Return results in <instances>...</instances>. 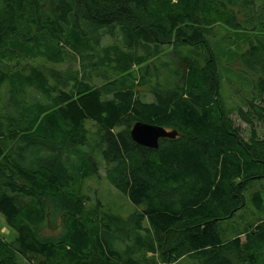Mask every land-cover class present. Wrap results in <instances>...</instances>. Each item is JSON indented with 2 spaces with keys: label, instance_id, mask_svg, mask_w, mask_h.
Returning a JSON list of instances; mask_svg holds the SVG:
<instances>
[{
  "label": "trees",
  "instance_id": "16d2710c",
  "mask_svg": "<svg viewBox=\"0 0 264 264\" xmlns=\"http://www.w3.org/2000/svg\"><path fill=\"white\" fill-rule=\"evenodd\" d=\"M216 27L248 40L225 69L250 87L242 121L263 125L248 140L221 94ZM106 36L119 45L100 48ZM36 58L80 67L9 63ZM136 122L178 135L145 148ZM98 157L137 209L127 220L81 192ZM263 181L264 1L0 0V214L16 234L0 235V264H264V219L230 236L221 224L264 209L261 190L247 195Z\"/></svg>",
  "mask_w": 264,
  "mask_h": 264
},
{
  "label": "rangeland",
  "instance_id": "374dc122",
  "mask_svg": "<svg viewBox=\"0 0 264 264\" xmlns=\"http://www.w3.org/2000/svg\"><path fill=\"white\" fill-rule=\"evenodd\" d=\"M264 0H257V6L263 3ZM260 18V17H258ZM257 19V18H256ZM239 22L244 24L242 18H239ZM209 39L218 45V48L221 49L223 56L218 55L219 58V68L221 72L224 73V78L222 80V90L221 94L223 96V100L227 109L230 111V117L235 125V127H239L241 131L242 138L244 140L249 139V135L251 129H255L258 135H262L263 125L262 123H258L255 121L253 126L247 125L242 121L238 114V109H242L247 112L249 110L247 104V99L249 98L250 87L242 83L237 77L233 78L228 72H225V69H230V72L234 70L237 72L240 68L238 64L239 56L242 55L248 48V40L242 36V34H234L229 31L224 30L223 28L216 27L212 32H210ZM119 37H103L100 42V48H104L112 45H119ZM170 49H166L165 53L168 54ZM15 58V57H14ZM164 58V57H162ZM166 59V58H165ZM10 66L20 67L22 68L25 65L33 66L40 69L42 72L49 74L51 71H65L67 68L76 70L80 67L79 63H73V61L65 59L62 64H53L47 62L44 59L36 58L33 60H12L9 61ZM242 74V73H241ZM249 81L252 76H248L247 74H242ZM229 76V79L227 78ZM93 84L100 86L102 84L99 80L92 81ZM146 102L151 101V97L146 95L144 97ZM86 131L89 136H94L95 141L91 140L90 144L92 147V151L95 155L98 147L96 145V126L88 121L85 125ZM119 128L118 130H121ZM131 131V130H130ZM96 156V155H95ZM99 169L96 175L85 180L81 186V192L83 196L87 199V204L89 206H94L98 202L102 206V210H106L117 214L127 220L130 218L133 213L137 210L129 200L118 192L114 187H112L105 178V170L106 164L102 161L101 157L97 158ZM261 190L262 197L264 199V181L254 184L250 189L249 193H247L248 197H250V192L254 190ZM264 219V209L261 211H255L251 206H248L246 209L238 212L231 223L229 221L221 222L222 230L224 236H230L232 230L237 231L241 230L244 232L249 225L256 223L257 221ZM145 226L146 223H145ZM0 235L7 242H12L16 237L15 232L10 229L0 214ZM171 238V237H170ZM243 239V237H242ZM149 257V256H148ZM151 258V257H150ZM153 258V256H152ZM153 262L158 263V257H154ZM194 262L182 258L178 261L177 264H193Z\"/></svg>",
  "mask_w": 264,
  "mask_h": 264
},
{
  "label": "water",
  "instance_id": "95a60500",
  "mask_svg": "<svg viewBox=\"0 0 264 264\" xmlns=\"http://www.w3.org/2000/svg\"><path fill=\"white\" fill-rule=\"evenodd\" d=\"M177 135L176 131L144 122H136L130 131V138L135 144L149 149H157L160 139H175Z\"/></svg>",
  "mask_w": 264,
  "mask_h": 264
}]
</instances>
